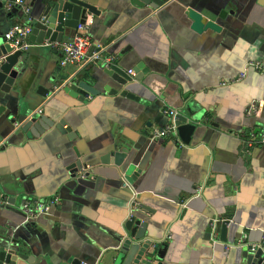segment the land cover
<instances>
[{
  "label": "crops",
  "instance_id": "0c3cea01",
  "mask_svg": "<svg viewBox=\"0 0 264 264\" xmlns=\"http://www.w3.org/2000/svg\"><path fill=\"white\" fill-rule=\"evenodd\" d=\"M26 2L32 25L41 0ZM89 2L98 10L86 13L92 50L116 55L130 79L111 80L102 60L61 65L48 38L29 35L0 103V251L28 256L15 264H111L135 214L147 222L148 252L156 243L160 250L136 264H246L233 244H261L264 235V75L249 68L228 82L248 61L264 66V0H166L156 9ZM23 20L0 0V43ZM72 81L90 90L65 92ZM186 100L203 120L189 142L154 137L167 122L162 109ZM22 115L41 121L40 131H22ZM60 119L70 136L52 125ZM53 194L60 203L50 214L25 220L24 198ZM214 218L229 219L225 241L220 223L210 239Z\"/></svg>",
  "mask_w": 264,
  "mask_h": 264
},
{
  "label": "water",
  "instance_id": "95a60500",
  "mask_svg": "<svg viewBox=\"0 0 264 264\" xmlns=\"http://www.w3.org/2000/svg\"><path fill=\"white\" fill-rule=\"evenodd\" d=\"M165 1L166 0H133V2L142 6L146 5L151 9L158 8ZM41 6L42 11L40 15L34 18L30 34V39L36 40L38 43H41L45 38H48L49 41H60L65 36L66 30L75 29L77 23L86 13H98V10L89 0H41ZM208 26L210 28H217V26L211 22H209ZM21 54L22 51H13L5 41L0 43V103L6 100L5 96L11 92V86L14 82L13 67ZM104 71L111 80L121 85H125L130 79L125 72L116 66L104 68ZM62 88L65 92L71 94L79 93L80 88L87 91L90 90L89 86L84 82L76 83L74 81ZM124 93L126 92H123V95H125ZM80 99H82V96H80ZM4 110L5 106L0 104V123L2 122ZM17 120L19 122L24 121L21 126L22 131H27L31 125H34L37 130L40 131L38 124L42 125V123L33 116L26 117V115H22L21 117L18 116ZM202 121L201 114L196 113L194 107L190 105L189 100L184 101L182 108L177 110L175 121V133L180 138L179 140L183 143L189 142L192 134L198 130V126L203 124ZM52 125L61 133H65L68 136L72 133L69 127H63L65 122L62 119ZM1 138L0 135V140ZM108 160L109 155L106 154L103 157V162H108ZM75 165L80 167V162L77 161ZM227 224L228 220L221 222L219 225L220 238L223 241L226 239ZM146 226L147 222L141 220V218L135 214L126 217L124 229L128 232L127 238L121 243L118 253L113 257V262H111V264H136L143 255L147 257L149 255H155V253L156 255L159 254L160 250L158 249V243L154 244L152 252H148L151 242L150 239H144ZM241 249L242 256L246 259V264H254L256 261L257 264L261 263V252L257 245L252 246L251 244H243ZM17 257L28 260V256L24 253L15 252L11 249L0 251V264H3V262L6 264H15ZM77 263L78 262H74V264Z\"/></svg>",
  "mask_w": 264,
  "mask_h": 264
},
{
  "label": "built area",
  "instance_id": "2783aa9c",
  "mask_svg": "<svg viewBox=\"0 0 264 264\" xmlns=\"http://www.w3.org/2000/svg\"><path fill=\"white\" fill-rule=\"evenodd\" d=\"M6 8L8 10L16 9L20 12V15L24 17L23 22L12 23L8 28L3 32V41L8 43L11 49L24 51L27 50L32 43L29 41V35L31 34V17H30V5L26 0H5ZM92 24V18L89 15H84L83 18L77 23V27L74 30V33L63 40L60 41H45L44 45L52 46L60 52V64H74L77 67L86 66L89 63H94L98 60L103 61L104 68H110L111 66L116 65V55H106L102 56L100 50H92V42L88 35L89 26ZM249 68L254 69L264 75V66L258 62L248 61L246 62L243 70L238 73V75L231 79L230 82H236L242 80ZM128 74H132L131 69L127 70ZM227 84L223 82L222 85ZM251 111H255V105L252 102L249 105ZM38 113H41V110L38 109ZM162 113L167 117V122L160 130L154 131V137L158 136H171L176 135L175 133V121L177 110L164 107ZM181 144V143H180ZM182 145V144H181ZM80 178L86 177V171L82 169L79 173ZM136 201L131 199L130 203L134 205ZM60 203V198L58 195L53 194L46 198H36L28 197L24 198L20 204L19 208L25 216V220L36 219L42 215L50 214L51 210L58 206ZM229 220L227 218H214L210 221V239L212 241L217 240V225L218 223L225 222ZM243 240H238L235 246H242ZM263 246L264 245V235L262 237L261 244H254L252 246Z\"/></svg>",
  "mask_w": 264,
  "mask_h": 264
}]
</instances>
